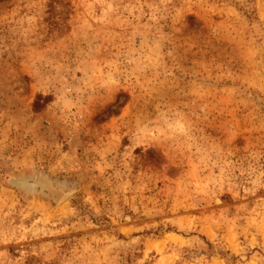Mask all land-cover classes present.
<instances>
[{
    "label": "rangeland",
    "instance_id": "obj_1",
    "mask_svg": "<svg viewBox=\"0 0 264 264\" xmlns=\"http://www.w3.org/2000/svg\"><path fill=\"white\" fill-rule=\"evenodd\" d=\"M0 264H264V0H0Z\"/></svg>",
    "mask_w": 264,
    "mask_h": 264
},
{
    "label": "trees",
    "instance_id": "obj_2",
    "mask_svg": "<svg viewBox=\"0 0 264 264\" xmlns=\"http://www.w3.org/2000/svg\"><path fill=\"white\" fill-rule=\"evenodd\" d=\"M40 96H41V95H38L37 98H39ZM35 105H36V104H34V106H35Z\"/></svg>",
    "mask_w": 264,
    "mask_h": 264
}]
</instances>
